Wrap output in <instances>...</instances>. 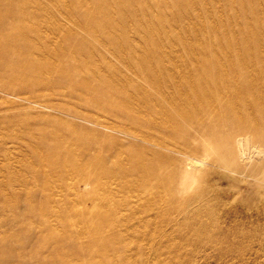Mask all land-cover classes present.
<instances>
[{"label":"rangeland","instance_id":"374dc122","mask_svg":"<svg viewBox=\"0 0 264 264\" xmlns=\"http://www.w3.org/2000/svg\"><path fill=\"white\" fill-rule=\"evenodd\" d=\"M223 83L264 119V0H0V264H264V120L205 136Z\"/></svg>","mask_w":264,"mask_h":264},{"label":"bare ground","instance_id":"6f19581e","mask_svg":"<svg viewBox=\"0 0 264 264\" xmlns=\"http://www.w3.org/2000/svg\"><path fill=\"white\" fill-rule=\"evenodd\" d=\"M239 78H241V81H242L243 85L246 86L245 74L241 73L239 75ZM226 89H227V87H226L225 83L218 84V85L215 86V88H213V93H214L213 96L205 95L204 98H203L202 106H204V111L206 113H208L212 117L211 120H210V123H209L210 127L212 128V130L211 131H206L207 133H204L205 136H209L211 133H213L214 130L218 129L221 126H226L227 123H232V122H236V121H241L242 120V122L244 123V125H246V127L250 128V126H251V128H254V126L257 123L259 124V122L261 120L262 121L264 120L261 116H259L257 118L258 121L252 120L245 113V109H244L245 105H244V103L242 104L243 108L241 107L239 112L233 111V109L229 105L223 103L222 102L223 101L222 97H224L226 95ZM239 90H240L239 92L243 94L244 92H247L248 89H247V87L246 88L241 87V88H239ZM239 92H236L235 94L232 93V94L233 95H237V94H240ZM189 95H191V94H189ZM219 112H221V114L225 116V120H220ZM170 113H171V116H173V117L176 116L177 118L187 114V113L183 114L181 112V110L179 111L178 109H174L173 111L170 110ZM173 128L176 131V130L179 129V126L177 124H175V126ZM252 136L257 140L258 138L261 137V134H260L258 129L254 128L253 131H252ZM256 146H258V144ZM210 147L211 146H209V145L204 147V156L203 157L207 158L208 155H210V153L207 152V151H210V149H211ZM206 158L198 159L197 160V164H195V166H192V167L188 168V170H189L188 172L192 173L194 170H197L201 166H203L205 164L204 162H205ZM189 173H187V174H189ZM148 191H149V188L145 190V193L148 192ZM99 206H101V203L99 205V200L93 201V207H94L95 215L98 216L101 219L102 217H101V213H100V210H99ZM87 215H88V213H87ZM96 219H93V220L96 221ZM102 221H104V220H102ZM109 221L110 220L104 221V224L105 225L106 224L107 225L111 224V222H109Z\"/></svg>","mask_w":264,"mask_h":264}]
</instances>
